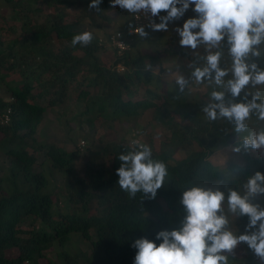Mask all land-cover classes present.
Listing matches in <instances>:
<instances>
[{
    "label": "trees",
    "instance_id": "obj_1",
    "mask_svg": "<svg viewBox=\"0 0 264 264\" xmlns=\"http://www.w3.org/2000/svg\"><path fill=\"white\" fill-rule=\"evenodd\" d=\"M7 1L13 4L16 20L10 29L20 32L7 39L0 37V112L11 108L10 120L0 123V150L9 156V164L0 168V264H41L47 258L46 251L56 246L57 260L49 259V264H133V239H154L157 231L178 227L170 221L168 211L182 219L181 189L192 182L207 184L228 178L229 172L234 171L239 176L227 179L226 183L238 187L253 172L255 161L261 163L256 170L264 172V151H249L241 146L229 158L240 154L245 160H230L222 174L217 165L220 163L212 161L211 156L238 136L240 143L241 134L225 120L199 122L196 118L194 123H187L180 118L181 111L194 116L202 104L196 95L194 102H174L169 97L168 82L162 80L160 57L178 54L189 57L193 64L200 55H190L175 35L171 34L154 54L128 51L117 55L114 50L113 59L106 64L100 55L104 43L85 26L91 9L80 8L79 15L69 12L81 0ZM100 7L108 10L113 6L111 0H102ZM132 16L127 27L133 24ZM85 29L94 34L92 44L73 47L72 36ZM256 59L264 65V60ZM119 62L126 68L122 72L115 69ZM230 63L225 45L222 66L230 67ZM16 73L19 79L6 81ZM46 97L50 106L68 100L81 103L83 108L73 119L85 123L89 131L103 121L109 127L135 121L142 111L153 108L154 119L170 133L159 148L152 139L148 141L154 158L168 166L165 185L156 197L146 199L137 193L129 198L117 184V156L132 145L107 142L103 160L99 164L84 161L81 174L77 162L79 149L69 151L49 142L35 144L47 109L40 101ZM230 98L228 94L226 100ZM28 140L33 150L43 155L46 170H36L38 157L28 149ZM194 143L198 144L197 149L191 148ZM183 146L190 148V152L175 159L173 152ZM55 175L61 176L64 211L59 206L62 201L54 199L51 178ZM238 218L247 223V216ZM75 233L92 241L91 251L76 245L72 238Z\"/></svg>",
    "mask_w": 264,
    "mask_h": 264
},
{
    "label": "clouds",
    "instance_id": "obj_2",
    "mask_svg": "<svg viewBox=\"0 0 264 264\" xmlns=\"http://www.w3.org/2000/svg\"><path fill=\"white\" fill-rule=\"evenodd\" d=\"M101 2L89 0L88 8L99 13ZM111 4L134 18H145L153 32H167L170 23L191 8L195 15L183 19L175 31L181 47L195 51L203 46L204 54L196 57L190 71L195 83L213 85L201 111L207 120H225L243 134L233 151L239 152L241 145L245 150L264 151V124H260L264 122V65L256 59L264 60V0H111ZM132 30L141 38L149 35L144 25ZM93 40V32L85 29L72 36L71 45L86 47ZM225 45L230 67L222 66ZM174 80L181 92L190 84L179 72ZM228 94L231 98L226 100ZM252 117L259 125L255 129L249 124ZM131 144L117 156V184L129 198L140 193L154 199L165 185L168 166L154 158L148 143L134 139ZM227 179L213 186L192 182L181 189L179 226L157 231L154 239H133V264H235L232 257L241 243L264 262V205L254 202L264 195V172L247 175L238 187L228 185ZM242 216H247L245 230H233V218Z\"/></svg>",
    "mask_w": 264,
    "mask_h": 264
},
{
    "label": "rangeland",
    "instance_id": "obj_3",
    "mask_svg": "<svg viewBox=\"0 0 264 264\" xmlns=\"http://www.w3.org/2000/svg\"><path fill=\"white\" fill-rule=\"evenodd\" d=\"M88 4L89 0H81L79 6L70 7L69 12L71 15H79L80 8H87ZM43 9L45 11H48L45 5H43ZM99 9L102 10L99 13H97V10L95 8L91 9V12L89 14L90 19H86L85 26L86 28L93 30L98 35L101 42L104 43L105 47L100 52V55L105 63L109 64L110 60L113 59L114 51L113 47L109 44L108 41L109 35L118 31H127L130 27H127V25L128 23H131L132 14H123L122 12H119L118 8L116 7H112L111 9L107 10L103 7L101 8L99 5ZM13 13V4H10L7 0H0V37L7 39L11 36L13 37L14 32H20V29L16 31L10 29V27L14 25L16 21L13 18ZM192 15H195V13H193L191 8H189L184 17H182L180 20L170 23L169 30L167 32H153L151 30L148 31L149 35L147 37H136L129 51L134 54H154L156 53L157 49H160L161 46L165 44V41L171 34L175 35L179 41V36L176 33L175 28L177 25H182L183 19H186L187 17ZM42 18L43 17H41L40 19L41 21ZM184 49L190 55L204 54L203 46L199 47L195 51L189 48ZM160 58L162 60L161 66L163 67L162 80L168 82L166 85L169 88L168 91L166 90V92H168L170 98H173L172 100L174 102H194L193 99H196L195 95L198 97L197 100L199 101V103L203 104L206 102L207 94L211 90V87L213 85L208 82H194L193 78L190 76V71L193 64L192 62H190L189 57H181L180 55L175 54L172 56L162 55ZM149 60L150 57L147 58V61ZM157 70L158 69H156V71ZM178 72L182 73L190 82L189 86H187L183 92H181L179 86L175 84L174 76ZM17 79H19L18 73L7 77L6 81L10 82ZM261 91L262 94H264V86L261 87ZM204 97L205 99H203ZM6 98H8V96H6ZM40 102L46 105L47 109L45 111L43 121L38 126L35 144L49 142L57 144L58 146L69 151L79 149L80 156L77 162L79 166L78 171L81 174H83L82 165L84 161L90 160L93 163L99 164L103 160V147L107 142L118 141L132 145L131 142L134 139H138L142 143H148V141L152 139L156 148H159L161 141L170 135V133L166 131L165 126L154 119L153 108L142 111L138 119L135 121L118 123L117 126L114 127H109L108 123L106 121H103L101 124L97 125L95 128L89 131L85 123H81L79 120L73 119L74 114L77 111L79 112L83 108L81 103L68 100L63 104L50 106L48 105L47 97ZM189 108H191V106ZM184 113L185 112L181 111L180 118L187 123H194L196 118L199 122L207 119L206 115L201 111V109L194 116H192L191 114L186 115ZM249 124L252 129H255L259 126L255 117H252V119L249 121ZM260 124H264V122H260ZM242 135L243 134H241L240 136ZM238 139L239 136L237 137V140ZM82 140H85V145L83 147L80 146ZM237 140L230 143V145L226 144L217 149L211 156L212 161L220 163L217 165L222 170V174L225 173V166H227L226 163H228L230 160L232 162L245 160V158L242 155L240 156V154H237L233 159L229 158V155L235 152L232 150L233 147L241 143H239ZM28 144V149L38 157V162L35 164L36 170H46L47 163L44 161L43 155L40 152H36L35 149L33 150L31 140H28ZM191 148L197 149L198 144L194 143ZM189 152L190 148H188L187 146H183L173 152V157L175 159H179L181 157L187 156ZM226 159L228 160L226 161ZM8 164L9 156H6L0 150V168L4 167V165L7 166ZM260 164V162H254L253 167H251V171H253L251 174L257 171L256 168L259 167ZM238 176V171H234L233 173L229 172L228 179H235ZM54 177L56 178H51V186H55L52 187L54 199L62 201L61 203H59V206L64 211L66 210V207L64 203V190L61 188V176L55 175ZM216 182L217 180L208 182L207 185L213 186L216 184ZM241 183L242 182H240L239 185ZM231 186L234 187L235 184L232 183ZM220 187L223 190L224 185H220ZM257 201L264 205V196H256L254 198V202ZM92 204L96 205V201H93ZM168 214L170 221L174 224L176 223L179 226L181 219L175 216V214L171 210L168 211ZM232 227L233 230L236 229L238 230V232H243L245 230V224L241 223L238 217L233 218ZM92 233L94 234V232ZM72 238L75 241L76 245L80 246L82 250L91 251L92 241L87 240L80 233L73 234ZM234 253L235 255L232 258L235 259V264H241L242 261L246 262V264H264V262H261L260 259L252 252V250H250L244 243L238 245L234 250ZM46 256L47 258L42 259L41 264H49V259L57 260V246L47 250Z\"/></svg>",
    "mask_w": 264,
    "mask_h": 264
},
{
    "label": "built area",
    "instance_id": "obj_4",
    "mask_svg": "<svg viewBox=\"0 0 264 264\" xmlns=\"http://www.w3.org/2000/svg\"><path fill=\"white\" fill-rule=\"evenodd\" d=\"M132 19L133 24L129 27L127 31H118L113 34H110L109 36V44L113 47L117 55H123L124 53L128 52L135 38L139 36L132 30L133 28L138 27L140 25H144L146 31L150 30V28L147 27V20L145 18H134L132 16ZM115 69H117V71L119 72H122L126 68L121 62H119L118 64H116ZM10 112L11 108H8L5 112H0L1 124H7V122L10 120ZM84 145L85 140H82L80 146L83 147Z\"/></svg>",
    "mask_w": 264,
    "mask_h": 264
}]
</instances>
